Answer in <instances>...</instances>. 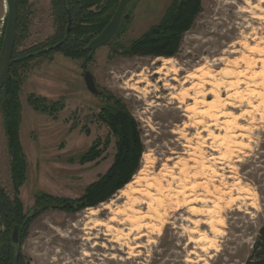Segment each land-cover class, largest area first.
Returning a JSON list of instances; mask_svg holds the SVG:
<instances>
[{
    "label": "rangeland",
    "instance_id": "obj_1",
    "mask_svg": "<svg viewBox=\"0 0 264 264\" xmlns=\"http://www.w3.org/2000/svg\"><path fill=\"white\" fill-rule=\"evenodd\" d=\"M173 1L127 5L118 36L88 60L98 95L86 89L83 58L54 51L20 69L26 179L18 198L26 214L39 208L36 198L44 195L78 201L108 171L115 137L96 117L106 94L125 105L143 146L135 175L107 201L37 215L21 243L24 264L248 259L264 225V0H201V12L173 57L124 56ZM29 6L18 52L55 31L50 0H29ZM5 17L0 0V44ZM32 96L40 107L63 106L47 114L35 109ZM10 163L0 119V184L12 195Z\"/></svg>",
    "mask_w": 264,
    "mask_h": 264
},
{
    "label": "trees",
    "instance_id": "obj_2",
    "mask_svg": "<svg viewBox=\"0 0 264 264\" xmlns=\"http://www.w3.org/2000/svg\"><path fill=\"white\" fill-rule=\"evenodd\" d=\"M119 2L120 0H50V16L55 30L53 36L40 45L18 52L19 42L27 32L30 6L29 0H15L17 31L12 66L0 93V119L11 157L10 178L13 190L10 195L0 184V264H13L15 259L16 264H24L20 252L21 243L27 235L28 226L41 212L53 209L73 213L95 207L110 199L127 185L138 170L143 146L137 124L120 99L106 94L104 97L107 104L102 107L96 117L108 126L115 137L116 153L108 171L89 185L78 201H67L44 195L36 198L35 204L39 205V208L26 214L18 198V189L26 179V160L19 142L21 120L19 94L22 84L20 69L23 70L30 60L45 57L54 51H60L72 59H87L90 54L86 51L87 45L108 25ZM200 12L201 0H174L160 23L133 41L123 55L173 57L179 47L181 36L192 27ZM122 21L123 16L113 40L120 33ZM5 25L6 17L4 28ZM55 45L59 47L45 52L46 49ZM40 102V99L33 96L30 99V103L36 110L47 114H52L57 107L63 106L58 101L50 106L40 107ZM95 149H93V158L98 155ZM15 226L19 231L18 246H14L11 242V233ZM244 264H264V225L259 229L251 253Z\"/></svg>",
    "mask_w": 264,
    "mask_h": 264
},
{
    "label": "water",
    "instance_id": "obj_3",
    "mask_svg": "<svg viewBox=\"0 0 264 264\" xmlns=\"http://www.w3.org/2000/svg\"><path fill=\"white\" fill-rule=\"evenodd\" d=\"M134 0H120L113 17L111 18L108 25L102 30V32L96 36L87 45L86 51L90 52L87 59L83 61V80L86 89L93 95L98 94V89L93 79V76L86 70L88 60L92 57L98 48L108 46L113 38L115 37L117 31L119 30L121 19L125 8ZM5 14H6V25L4 30V35L2 43L0 46V93L7 81L10 68L12 66V57L14 52L16 31H17V9L15 0H4ZM69 32V27L67 28V34ZM59 45H55L46 49L45 52L55 50ZM11 242L14 246L19 244V231L15 226L11 233ZM13 264H16V259Z\"/></svg>",
    "mask_w": 264,
    "mask_h": 264
},
{
    "label": "bare ground",
    "instance_id": "obj_4",
    "mask_svg": "<svg viewBox=\"0 0 264 264\" xmlns=\"http://www.w3.org/2000/svg\"><path fill=\"white\" fill-rule=\"evenodd\" d=\"M168 61H169V60H166V59L163 60V61H162V62H163V65H164V66L168 65V63H169ZM163 65H162V66H163ZM162 69H163V68H161L160 70H162ZM136 76H139V75H136ZM121 195H122V197H128V195H126V194H121ZM147 197L149 198V197H151V196H150L149 194H147ZM90 214H92V213H90ZM99 224H100V223H99Z\"/></svg>",
    "mask_w": 264,
    "mask_h": 264
}]
</instances>
